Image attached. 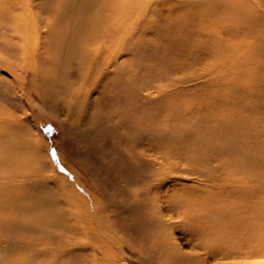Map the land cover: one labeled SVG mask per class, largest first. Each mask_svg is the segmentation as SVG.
Returning a JSON list of instances; mask_svg holds the SVG:
<instances>
[{
    "label": "bare ground",
    "instance_id": "bare-ground-1",
    "mask_svg": "<svg viewBox=\"0 0 264 264\" xmlns=\"http://www.w3.org/2000/svg\"><path fill=\"white\" fill-rule=\"evenodd\" d=\"M40 1L0 0V264L264 258V0Z\"/></svg>",
    "mask_w": 264,
    "mask_h": 264
},
{
    "label": "rangeland",
    "instance_id": "rangeland-1",
    "mask_svg": "<svg viewBox=\"0 0 264 264\" xmlns=\"http://www.w3.org/2000/svg\"><path fill=\"white\" fill-rule=\"evenodd\" d=\"M36 2L39 3V0H36ZM1 37L2 35L0 33V38ZM2 75L7 77L8 79V75L6 73H3ZM25 110H26L25 114L21 113L26 118L24 120V123L22 124L21 132L26 135V138L30 139L33 136L34 130H36V125L33 124L31 120V115H36L39 118L40 124L38 126V130L42 135L43 142L52 152L58 153L60 149H62L61 146V144L63 143L62 130L64 125H66V123L64 121L61 122L57 121L56 123L55 120L46 117L45 114L43 113L42 103L36 98H33L30 108H27L25 106ZM48 128H51L52 131L51 132L45 131ZM63 148L65 150L66 146L64 145ZM58 165L62 173L66 174V171L63 169L62 165L59 163ZM85 179L88 180L87 175ZM88 184L90 185L91 183L88 182ZM108 255L110 257V264H142L139 260H137L131 255V252L126 247H124L118 242H114L113 244H110L108 246ZM247 264H264V258L261 257L251 258Z\"/></svg>",
    "mask_w": 264,
    "mask_h": 264
},
{
    "label": "snow or ice",
    "instance_id": "snow-or-ice-1",
    "mask_svg": "<svg viewBox=\"0 0 264 264\" xmlns=\"http://www.w3.org/2000/svg\"><path fill=\"white\" fill-rule=\"evenodd\" d=\"M45 131H47V132H51L52 129H51V128H48V129H46ZM52 156H53V159H56L55 152L52 153Z\"/></svg>",
    "mask_w": 264,
    "mask_h": 264
}]
</instances>
